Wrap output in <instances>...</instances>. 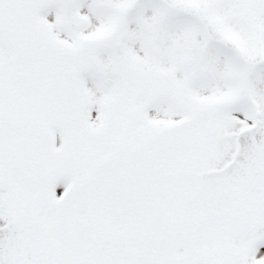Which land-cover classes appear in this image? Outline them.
Returning a JSON list of instances; mask_svg holds the SVG:
<instances>
[{
	"label": "snow or ice",
	"instance_id": "1",
	"mask_svg": "<svg viewBox=\"0 0 264 264\" xmlns=\"http://www.w3.org/2000/svg\"><path fill=\"white\" fill-rule=\"evenodd\" d=\"M0 264H264V0H0Z\"/></svg>",
	"mask_w": 264,
	"mask_h": 264
}]
</instances>
